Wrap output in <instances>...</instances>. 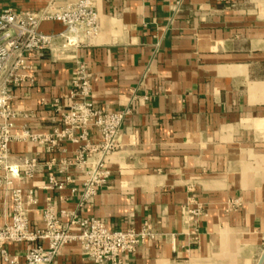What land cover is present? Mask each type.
I'll return each mask as SVG.
<instances>
[{"label": "crops", "instance_id": "crops-1", "mask_svg": "<svg viewBox=\"0 0 264 264\" xmlns=\"http://www.w3.org/2000/svg\"><path fill=\"white\" fill-rule=\"evenodd\" d=\"M76 1L2 0L0 11ZM92 2L97 39L28 61L34 81L14 92L13 133L26 126L46 135L61 126L76 68L84 65L95 107L131 114L111 159L110 183L80 217L119 231L151 224L155 239L124 264H258L264 253V0ZM41 30L57 34L64 27L45 22ZM62 148L66 155H48L36 143L10 145L15 157L45 160L71 157L77 146ZM46 184L44 171L15 180L37 199L28 212L34 228L43 227L48 201L57 214L77 210L79 195L46 190ZM198 206L204 215L194 224L186 211ZM12 212L11 188L2 186L0 226L11 222ZM27 249L8 246L20 260ZM0 264L8 263L0 258ZM56 264L93 263L70 245Z\"/></svg>", "mask_w": 264, "mask_h": 264}, {"label": "built area", "instance_id": "built-area-1", "mask_svg": "<svg viewBox=\"0 0 264 264\" xmlns=\"http://www.w3.org/2000/svg\"><path fill=\"white\" fill-rule=\"evenodd\" d=\"M45 22L59 24L64 31L44 33L41 25ZM99 32V14L92 0H78L63 7L52 2L43 11H0V188H11L13 200L11 222L0 226V258L8 264H56L57 257L70 245H76L82 257L93 264H124L126 256L155 239L149 223L138 231H119L78 214L109 185L111 159L121 148L123 124L131 114L130 110L114 112L95 107L91 101L92 83L84 65L76 68L61 126L46 135H37L26 126L20 135L13 133L18 117L13 108L14 92L34 81L28 61L44 53L60 56L69 49L88 45ZM15 141L40 144L48 155H66L67 150L62 148L65 144L76 145L77 149L71 157L53 156L49 160L39 154L15 157L10 151ZM40 171L47 176L44 189L62 192L69 188L73 197L80 198L77 210H62L59 214L48 201L42 211L43 227L34 228L28 212L37 199L32 190L24 195L15 180L33 179ZM186 214L194 224L204 215L199 206L187 209ZM10 244L28 246L22 260L9 253Z\"/></svg>", "mask_w": 264, "mask_h": 264}, {"label": "water", "instance_id": "water-1", "mask_svg": "<svg viewBox=\"0 0 264 264\" xmlns=\"http://www.w3.org/2000/svg\"><path fill=\"white\" fill-rule=\"evenodd\" d=\"M263 261H264V253H263V255H262V257H261V259H260V261H259V263H258V264H262V263H263Z\"/></svg>", "mask_w": 264, "mask_h": 264}]
</instances>
